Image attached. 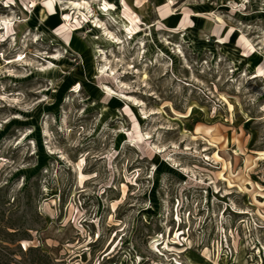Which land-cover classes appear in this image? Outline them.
Listing matches in <instances>:
<instances>
[{"label": "rangeland", "instance_id": "374dc122", "mask_svg": "<svg viewBox=\"0 0 264 264\" xmlns=\"http://www.w3.org/2000/svg\"><path fill=\"white\" fill-rule=\"evenodd\" d=\"M0 264H264V0H0Z\"/></svg>", "mask_w": 264, "mask_h": 264}]
</instances>
